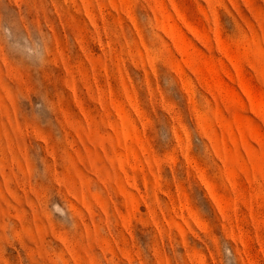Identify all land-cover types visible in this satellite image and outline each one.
<instances>
[{"label":"rangeland","instance_id":"1","mask_svg":"<svg viewBox=\"0 0 264 264\" xmlns=\"http://www.w3.org/2000/svg\"><path fill=\"white\" fill-rule=\"evenodd\" d=\"M0 264H264V0H0Z\"/></svg>","mask_w":264,"mask_h":264}]
</instances>
